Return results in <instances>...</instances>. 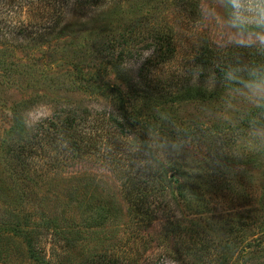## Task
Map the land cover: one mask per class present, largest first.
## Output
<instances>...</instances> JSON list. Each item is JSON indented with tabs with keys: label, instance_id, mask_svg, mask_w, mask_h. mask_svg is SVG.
I'll list each match as a JSON object with an SVG mask.
<instances>
[{
	"label": "rangeland",
	"instance_id": "obj_1",
	"mask_svg": "<svg viewBox=\"0 0 264 264\" xmlns=\"http://www.w3.org/2000/svg\"><path fill=\"white\" fill-rule=\"evenodd\" d=\"M51 1L0 0V32L11 40L0 42V264H95L101 257L137 253L141 264H197L160 246L161 220L147 233L137 230L138 215L101 152L69 159L57 169H42L44 182L29 198L23 197L3 157L5 144L15 136L13 111L21 107L22 119L32 127L51 116L53 101L89 112L87 128L94 134L105 130L97 126L103 125L100 119L108 111L124 113L129 124L124 137L135 141L133 150L141 148L145 163L167 173L177 202L171 208L183 225L219 241L220 252L228 256L223 264L264 259V164L256 155L264 138L243 135L222 152L217 131L234 127L241 117L225 109L224 92L208 102L163 101L130 91L100 56L95 59L91 50L79 52L77 39L67 36L38 47L27 44L22 35L49 17ZM195 1L198 23L175 13L176 7L167 17L175 32L176 54L153 76L164 86L185 71L203 43L220 52L239 50L202 18L210 0ZM91 13L72 15L74 25L98 33L111 17ZM138 47L142 55L128 66L136 67L150 55L152 46ZM125 145L122 142L121 150ZM115 147L112 150L118 151L119 144ZM42 220L66 232V246H53L49 230L38 225ZM40 230L35 258L28 237Z\"/></svg>",
	"mask_w": 264,
	"mask_h": 264
},
{
	"label": "trees",
	"instance_id": "obj_2",
	"mask_svg": "<svg viewBox=\"0 0 264 264\" xmlns=\"http://www.w3.org/2000/svg\"><path fill=\"white\" fill-rule=\"evenodd\" d=\"M197 4L195 0H52L49 3L51 8L49 17L39 22L31 33L22 36L27 44L35 47L67 36L77 39L79 52L91 50L95 59L100 56L133 93L154 95L158 99L170 102L188 100L208 102L224 92L219 84L212 91L207 89L205 81L209 71H214L219 76L217 66L233 62L237 56L244 60L259 58L252 56L247 49L220 52L203 43L185 71L179 72L170 86H164L156 80L153 77L157 72L155 69L174 60L176 54L174 28L167 21L169 12L176 7V11L173 10L175 13L195 24L201 17ZM79 11L85 13L91 11V15L94 16L99 12L108 13L111 19L103 30L93 33L86 31L85 27L74 25L72 15ZM166 11L168 13L163 14ZM5 34L0 32V42L11 41ZM139 43L152 46L151 53L136 67L128 66V61L142 55L139 47L137 49ZM196 66H200L204 71L198 82L193 83L190 70ZM52 103L54 108L51 116L40 120L32 127L22 119L20 114L24 110L21 107H15L13 111L15 126L11 132L16 137L14 136L11 143L5 144L3 157L9 166L11 176L19 181L24 198H29L30 194L44 182V174L39 173L42 169H57L69 159L98 151L107 158L121 180L130 209L138 215L136 219L138 231L147 233L157 220H161L160 230L157 232L160 246L165 250L170 247V252L174 256L191 257L197 264H223L225 258L227 260L228 256H224L219 250L221 244L219 241L211 239L205 231L186 228L183 225L184 221L175 216L171 208L177 203L175 194L172 193L170 184L172 181L162 169L145 163L146 158L141 148L132 149L135 141L124 137L129 130L124 113L122 115L108 111L100 119L103 125L97 126L105 127V130L94 134L87 128L89 112L79 110L70 103L62 104L58 101ZM217 132L222 152L231 141L252 133L247 118L242 116L234 127ZM122 142L128 146L125 145L123 150ZM118 144L119 150L113 151ZM260 149V154H256L260 156L257 160L264 164V139ZM32 168L34 172L30 173ZM38 225L46 233L49 230L53 246L64 247L70 240L66 232L55 223L42 220ZM40 234L41 230L32 232L28 237L30 253L35 258L39 256L37 244ZM140 259L142 256L139 253L125 254L101 257L95 264H141ZM245 264H264V259H255Z\"/></svg>",
	"mask_w": 264,
	"mask_h": 264
},
{
	"label": "clouds",
	"instance_id": "obj_3",
	"mask_svg": "<svg viewBox=\"0 0 264 264\" xmlns=\"http://www.w3.org/2000/svg\"><path fill=\"white\" fill-rule=\"evenodd\" d=\"M202 18L221 31L228 45L247 49L259 58L237 56L233 62L217 66L219 76L209 71L205 83L209 91L222 86L225 109L239 112L247 118L250 131L264 138V0H210ZM203 71L200 66L190 70L193 83Z\"/></svg>",
	"mask_w": 264,
	"mask_h": 264
}]
</instances>
